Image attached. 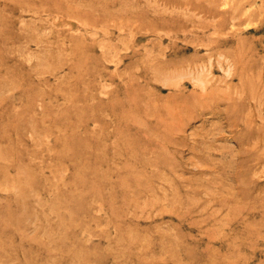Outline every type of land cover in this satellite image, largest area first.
I'll return each instance as SVG.
<instances>
[{
	"label": "rangeland",
	"instance_id": "1",
	"mask_svg": "<svg viewBox=\"0 0 264 264\" xmlns=\"http://www.w3.org/2000/svg\"><path fill=\"white\" fill-rule=\"evenodd\" d=\"M0 264H264V0H0Z\"/></svg>",
	"mask_w": 264,
	"mask_h": 264
}]
</instances>
